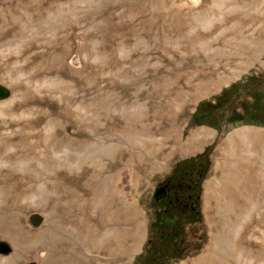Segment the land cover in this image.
Masks as SVG:
<instances>
[{"label": "rangeland", "instance_id": "1", "mask_svg": "<svg viewBox=\"0 0 264 264\" xmlns=\"http://www.w3.org/2000/svg\"><path fill=\"white\" fill-rule=\"evenodd\" d=\"M263 72L264 0H0V264H132L155 186L212 143L175 264H264V128L185 131Z\"/></svg>", "mask_w": 264, "mask_h": 264}, {"label": "trees", "instance_id": "2", "mask_svg": "<svg viewBox=\"0 0 264 264\" xmlns=\"http://www.w3.org/2000/svg\"><path fill=\"white\" fill-rule=\"evenodd\" d=\"M200 126L217 132L238 126L264 128V72L249 73L210 99L200 101L185 131ZM214 145L177 161L159 183L164 196L159 202H151L153 220L148 227L149 237L132 264H175L186 256L189 246L184 242V227L201 221L202 183L210 169Z\"/></svg>", "mask_w": 264, "mask_h": 264}, {"label": "bare ground", "instance_id": "3", "mask_svg": "<svg viewBox=\"0 0 264 264\" xmlns=\"http://www.w3.org/2000/svg\"><path fill=\"white\" fill-rule=\"evenodd\" d=\"M208 67H210V69L212 70L211 71V74H214V71H216L217 70V68H216V70L215 69H213V66H212V64H209L208 65ZM238 135H239V133H238ZM235 136L240 140V142L242 143V144H244L245 143V137H239V136H237V134L235 133ZM229 142H230V149H231V151H233L235 148H234V143H233V141L230 139L229 140ZM240 191H238L239 193H242L241 195H240V197L243 195V194H248V190H246V189H243V191H242V189H239ZM234 195V194H233ZM235 199H236V201L238 202L239 201V199H237V196H235L234 197ZM234 208H236V210L238 211V209L240 210L241 208V206L239 207V208H237L236 207V205H235V203H234ZM235 210V211H236ZM235 211H233V208H232V214H234L233 212H235ZM117 226H120V225H117ZM117 235V234H116ZM117 243H119V242H117ZM120 247V246H119ZM118 249V248H117ZM57 251V250H56ZM120 251H116V253L114 254V256H113V259H115V260H117V258L120 256ZM50 257H48V259H49ZM48 259H46V260H48ZM46 260L45 261H42V264H47V262H46ZM113 261L114 262V264H118V262L117 261Z\"/></svg>", "mask_w": 264, "mask_h": 264}, {"label": "water", "instance_id": "4", "mask_svg": "<svg viewBox=\"0 0 264 264\" xmlns=\"http://www.w3.org/2000/svg\"><path fill=\"white\" fill-rule=\"evenodd\" d=\"M7 95H8V92L6 90H3L2 89V92L0 93V98L6 97ZM162 192H163V189L162 188L156 189L154 191L153 195H152L153 196V199L155 201H157L158 200L157 195L160 194V193H162ZM39 221L40 220H39L38 216H36V215H33L32 217H30V224H32L33 226H37L38 223H39ZM29 264H31V263H29Z\"/></svg>", "mask_w": 264, "mask_h": 264}, {"label": "flooded vegetation", "instance_id": "5", "mask_svg": "<svg viewBox=\"0 0 264 264\" xmlns=\"http://www.w3.org/2000/svg\"><path fill=\"white\" fill-rule=\"evenodd\" d=\"M162 186H161V184H157L156 186H155V188H154V191L156 190V189H158V188H161ZM154 193V192H153ZM164 196V191L162 192V193H160V194H158L157 195V198H158V200L157 201H155L154 199H153V196H152V198H151V202H159L160 200H161V198Z\"/></svg>", "mask_w": 264, "mask_h": 264}]
</instances>
